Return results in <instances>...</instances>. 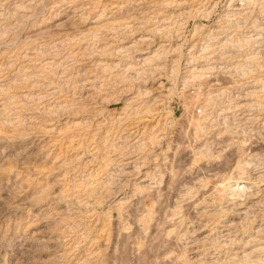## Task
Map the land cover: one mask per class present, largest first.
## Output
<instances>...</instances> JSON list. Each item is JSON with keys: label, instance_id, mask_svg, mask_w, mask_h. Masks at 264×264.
Masks as SVG:
<instances>
[{"label": "rangeland", "instance_id": "rangeland-1", "mask_svg": "<svg viewBox=\"0 0 264 264\" xmlns=\"http://www.w3.org/2000/svg\"><path fill=\"white\" fill-rule=\"evenodd\" d=\"M240 261L264 264V0H0V264Z\"/></svg>", "mask_w": 264, "mask_h": 264}, {"label": "bare ground", "instance_id": "bare-ground-1", "mask_svg": "<svg viewBox=\"0 0 264 264\" xmlns=\"http://www.w3.org/2000/svg\"><path fill=\"white\" fill-rule=\"evenodd\" d=\"M242 153V152H241ZM241 153H239V154H241ZM240 157V156H239ZM239 160V159H238ZM238 162V164H243V161H237ZM245 163V162H244ZM246 163H248V162H246ZM245 163V164H246ZM244 165V164H243ZM238 166V165H237ZM239 166H241V165H239ZM225 184V183H224ZM239 184L240 183H236L234 186H233V188H229V192H231V193H244V192H242L241 190H243V188L244 187H242L241 189H239ZM147 185V184H146ZM229 185V184H228ZM222 186V185H221ZM144 189V188H143ZM245 189V188H244ZM140 190V189H139ZM146 190V189H145ZM245 261V260H244ZM243 262V261H242ZM239 264H241V261L239 262ZM243 264V263H242ZM246 264H247V261H246ZM249 264V263H248Z\"/></svg>", "mask_w": 264, "mask_h": 264}]
</instances>
